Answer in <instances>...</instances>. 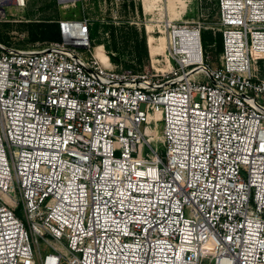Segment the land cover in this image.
I'll return each mask as SVG.
<instances>
[{
    "label": "built area",
    "instance_id": "built-area-1",
    "mask_svg": "<svg viewBox=\"0 0 264 264\" xmlns=\"http://www.w3.org/2000/svg\"><path fill=\"white\" fill-rule=\"evenodd\" d=\"M218 4V67L200 23L166 22L154 73L104 63L85 17L0 42V264H264V0Z\"/></svg>",
    "mask_w": 264,
    "mask_h": 264
},
{
    "label": "rangeland",
    "instance_id": "rangeland-1",
    "mask_svg": "<svg viewBox=\"0 0 264 264\" xmlns=\"http://www.w3.org/2000/svg\"><path fill=\"white\" fill-rule=\"evenodd\" d=\"M201 6H206L207 9H202ZM215 10V0H81L76 7L66 10L60 8L57 0H28L24 9H8V16L0 22V42L7 47L19 50L41 51L48 43L29 41L28 30L29 25H32L30 23L47 22L51 19L59 20L64 17H85L90 21L101 23V36H103L104 26H109L111 23L118 27L125 24L129 27L135 26L143 29L147 35L149 52L146 70L150 73L156 72L155 69L168 71L171 69V65L167 62L170 57L169 43L168 38L162 32L166 22L174 21L183 26L200 23L205 28L212 27L215 28V32H219ZM150 36L164 42L156 44L160 55L152 56L149 45ZM162 37L165 39L162 40ZM209 55L211 64L218 67L221 64V56H217L215 51H210ZM126 60L132 61V59ZM143 128L144 126L142 130ZM157 130L156 141L151 142V145L163 153L165 148L161 141L162 126L159 125ZM154 131H156L155 127L152 125L150 132ZM17 214L22 217L21 210H18Z\"/></svg>",
    "mask_w": 264,
    "mask_h": 264
},
{
    "label": "trees",
    "instance_id": "trees-1",
    "mask_svg": "<svg viewBox=\"0 0 264 264\" xmlns=\"http://www.w3.org/2000/svg\"><path fill=\"white\" fill-rule=\"evenodd\" d=\"M216 4V18L219 22V4ZM207 9L206 6H201ZM58 19L47 22L30 23L29 25V41L37 42H57L60 40V34L57 24ZM102 25L100 22L91 21V38L93 45H103L110 57L113 65L122 67L123 70L130 71L133 74H139L145 71L149 62V52L147 48V35L143 29L135 26L129 27L123 24L118 27L111 23L104 26L103 36L100 35ZM1 36V35H0ZM203 48L207 54L215 51L217 56L223 52V35L221 32H215V28L206 27L202 32ZM126 59H132L128 62Z\"/></svg>",
    "mask_w": 264,
    "mask_h": 264
},
{
    "label": "bare ground",
    "instance_id": "bare-ground-1",
    "mask_svg": "<svg viewBox=\"0 0 264 264\" xmlns=\"http://www.w3.org/2000/svg\"><path fill=\"white\" fill-rule=\"evenodd\" d=\"M173 6V5H172ZM171 9H173V8H171ZM168 22H174V21H168ZM164 34H165V36H166V33L164 32V31H162ZM166 38H168V36H166ZM162 40H164L165 38H161ZM164 43L163 41L161 42V41H158L156 38H154V37H152V36H150V38H149V45H150V50H151V53H152V56H155V55H160V53L159 52H157V46H156V44L157 43ZM168 43H169V38H168ZM96 52H97V54H98V57L105 63L106 62V55L104 54V52H103V45H99V46H97V48H96ZM168 52V51H167ZM167 62L168 63H170L169 62V57H168V60H167ZM160 114H158L157 115V120H160ZM156 131V133H154V134H157L158 133V130L157 129H155ZM148 137H150V144H151V142H154V141H156V136H154L153 134H150V135H148Z\"/></svg>",
    "mask_w": 264,
    "mask_h": 264
}]
</instances>
